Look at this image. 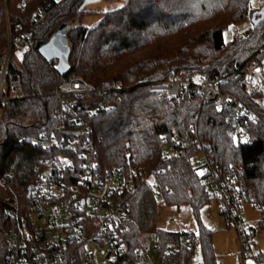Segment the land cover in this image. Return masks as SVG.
Returning a JSON list of instances; mask_svg holds the SVG:
<instances>
[{
  "label": "trees",
  "instance_id": "trees-1",
  "mask_svg": "<svg viewBox=\"0 0 264 264\" xmlns=\"http://www.w3.org/2000/svg\"><path fill=\"white\" fill-rule=\"evenodd\" d=\"M250 1L127 0L118 9L99 12L103 20L88 29L81 21L86 14L94 12L80 10L84 0L54 2L44 8L46 16L37 23L34 15L39 6L32 12L30 8L23 11L18 7L20 0H0V52L6 43L4 11L7 7L11 23L22 25L34 44V50L22 59L14 57L11 61L10 71L21 78L22 98L7 106L0 121V180L12 173L7 183L11 193L18 197L21 209L29 206L28 194L36 183L37 167L45 155L38 145L39 136L58 128L55 115L60 110V101L52 96L58 74L39 49L63 24H69L71 73L66 79L76 75L95 86L120 79L129 86L119 93L91 98L111 107L109 115L101 114L90 120L99 158L106 169L119 166L126 171L132 164L144 171H153L168 206L180 208L189 204L198 213L211 201L204 192L200 168L191 163V158L199 153L200 141L214 168L223 172L232 168L242 170L249 202L260 206L263 213L262 95L244 83L243 75L263 63L264 21L229 43L224 39V32L231 25L248 20ZM46 2L43 0V5ZM188 73L205 75L210 81L221 79L224 92L251 105L263 116L261 123L247 129L245 143L236 136L239 126L232 111L203 103L197 96H189L183 104L166 101L151 94L147 85ZM22 139L26 141L20 142ZM177 140L185 143L183 152L178 157L165 158L163 148ZM6 192L0 185L1 227L7 224L2 212ZM130 203V232L126 242L132 256L150 243L149 232L159 211V199L150 187L140 184ZM153 235L161 248L189 235L191 253L201 245L204 263L216 264L212 231L203 226L198 234L157 229ZM259 261L264 264L262 251Z\"/></svg>",
  "mask_w": 264,
  "mask_h": 264
},
{
  "label": "built area",
  "instance_id": "built-area-1",
  "mask_svg": "<svg viewBox=\"0 0 264 264\" xmlns=\"http://www.w3.org/2000/svg\"><path fill=\"white\" fill-rule=\"evenodd\" d=\"M54 2L59 0H51L50 6ZM45 16L44 8L40 9L36 23ZM32 50L33 40L26 29L7 18L6 43L0 52V121L7 106L22 98L21 78L10 71L11 61L14 57L22 59ZM58 63V60L52 61L55 68ZM243 80L264 98L263 63L248 69ZM222 84L221 79L210 81L205 75L188 73L147 85L151 94L166 101L183 104L189 96H197L203 103L232 111L239 126L236 136L246 140L247 129L261 123L263 116L251 105L224 92ZM127 88L122 80H106L95 86L76 75L66 79L58 74L52 93L60 101V110L55 115L58 128L39 136L38 145L45 155L37 167L28 208L21 209L18 197L10 191L7 178L12 173L0 180V185L7 190L2 211L7 224L0 225L2 264H190L193 260L196 264V251L191 253L189 235L181 236L177 243L164 248L155 246L152 250L149 243L130 256L126 235L130 232L131 196L140 184L150 187L159 200H164L165 196L159 182L154 180L153 171L147 172L132 164L126 171L119 166L106 169L101 164L90 121L111 111L106 103L91 98L105 97ZM185 147L182 140L166 144L163 156L178 157ZM197 149L199 153L191 158V163L200 168L204 192L218 203L228 226L238 234L241 248L238 264H247L251 257L256 264H262L261 251L254 254L261 222L253 226L245 219L243 205L249 202V193L242 170H217L200 141ZM255 207L260 209L258 205ZM23 211L26 214H22Z\"/></svg>",
  "mask_w": 264,
  "mask_h": 264
},
{
  "label": "rangeland",
  "instance_id": "rangeland-1",
  "mask_svg": "<svg viewBox=\"0 0 264 264\" xmlns=\"http://www.w3.org/2000/svg\"><path fill=\"white\" fill-rule=\"evenodd\" d=\"M43 0H30L28 4L23 3V1L18 3V7L25 11L30 8V12L35 11V7H40V9L47 8L50 6L51 0H47L44 5ZM127 0H101L95 1L88 4L85 10L93 11L94 13L86 14L81 23L88 29H92L97 26L102 20L103 15L99 12H108L114 9H118L124 5ZM250 17L247 21L239 24L232 25L224 32V39L226 43L231 42L235 37L239 38L245 34V32L253 28L251 23L253 13H259L264 7V0H251ZM29 5V6H27ZM32 10V11H31ZM38 9L34 15L37 16ZM10 17V10L5 8L4 20ZM73 26L76 25L72 23ZM115 80V79H111ZM120 80V79H118ZM127 86V85H126ZM129 88V86H127ZM127 88V89H128ZM263 97L260 98V103H262ZM220 109V108H219ZM243 143L246 140L242 141ZM245 219L247 222L256 226V223L261 222V227H258V239L257 245L254 248V254L258 251L264 252V217L262 218V210L255 207L253 202H248L243 205ZM212 231V243L216 255V264H238L237 256L241 253L240 243L238 234L235 229L230 228L226 222L224 215H221L218 203L211 200L202 206L197 213L193 207L189 204L182 205L180 208L173 206H168L164 200H159V211L156 220L153 223V227L150 230L152 236L150 241L151 249L155 246H159L153 235L157 229H162L169 233H191L194 232L198 234L200 227ZM247 264H256L254 258H248ZM195 263H204V254L201 245L197 246ZM190 264H194L190 262ZM242 264H244L242 262Z\"/></svg>",
  "mask_w": 264,
  "mask_h": 264
},
{
  "label": "water",
  "instance_id": "water-1",
  "mask_svg": "<svg viewBox=\"0 0 264 264\" xmlns=\"http://www.w3.org/2000/svg\"><path fill=\"white\" fill-rule=\"evenodd\" d=\"M101 0H84V3L81 7V11L90 3ZM264 21V7L259 13H255L251 20L253 27H258ZM70 29L69 24H63L60 29L51 37L49 42L43 45L39 49V53L45 58L48 62L53 60H58V66L56 68L57 73L62 76H67L71 73L70 66V56H71V47L68 39V32ZM264 64V60H263ZM264 109V98L261 103ZM31 194L29 193L28 199H30Z\"/></svg>",
  "mask_w": 264,
  "mask_h": 264
}]
</instances>
